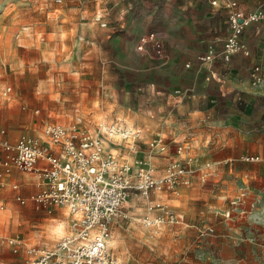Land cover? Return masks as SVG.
<instances>
[{
  "label": "crops",
  "instance_id": "obj_1",
  "mask_svg": "<svg viewBox=\"0 0 264 264\" xmlns=\"http://www.w3.org/2000/svg\"><path fill=\"white\" fill-rule=\"evenodd\" d=\"M126 1L128 8L118 10L111 28L122 32L110 39L116 60L125 42L136 44L146 30L164 31V40L150 51L146 76L150 81L146 93L158 116L155 135L160 134L170 146L187 143L189 154L211 165L205 182L195 176L189 186L152 199L168 205L167 194L174 195L169 197L174 203L181 190L188 188L185 220L171 207L182 218L175 225L188 226V264H264V223L256 219H264V84L256 80L264 74V24L244 29L243 49L229 61L217 58L201 63L199 57L209 49L219 51L228 35L225 0ZM235 1L244 12L264 7V0ZM256 67L259 72H254ZM176 89L186 93L176 95ZM22 116L27 119L28 114ZM0 130L5 132L0 137L11 143L17 140ZM35 137H43L42 132ZM208 137L211 142L205 148ZM197 143L200 147H193ZM243 155H258L260 161L244 162ZM0 182V201L10 196L14 201L16 196L27 199L40 189L33 173L16 170ZM243 184L248 194L230 207ZM222 196L227 198L222 201ZM228 209L231 213L226 218ZM208 226H213L214 234L200 236L199 231Z\"/></svg>",
  "mask_w": 264,
  "mask_h": 264
},
{
  "label": "rangeland",
  "instance_id": "obj_2",
  "mask_svg": "<svg viewBox=\"0 0 264 264\" xmlns=\"http://www.w3.org/2000/svg\"><path fill=\"white\" fill-rule=\"evenodd\" d=\"M126 3V0H64V4L60 5L56 0H0V85L4 86L3 91L11 88L8 95L19 101L12 108L7 102L0 106V129H5L12 139L22 134L40 136L46 124L74 126L93 139L95 133L90 130L97 125L115 129L120 126L129 132L140 129L146 137L154 136L158 116L154 103L146 93V84H150L146 76L149 73L148 61L152 60L151 52H137L135 42H125L124 50L116 60L115 49L110 43L112 35L120 36L122 33L111 28L115 27L114 16L118 10L128 8ZM58 7L63 8L66 14L61 19L68 21L64 28L69 31V38L65 41L68 45L66 50L57 48L53 66L42 63L41 54L36 49L17 48V37L24 27L31 26L34 33H44V43L49 44V49L59 45L58 40L49 42L52 26L47 20V13ZM69 8H77L78 11L71 14L68 13ZM97 13L101 14L100 20H96ZM21 59L25 62L23 75L19 68L15 71L12 68ZM49 69H52L50 73ZM42 80L44 88L50 91L44 92L43 99H37L35 90ZM140 86L144 90L138 91ZM53 92L59 93L60 102L49 98ZM36 109L37 112H33ZM23 114H28L27 119ZM113 121L117 123L113 124ZM99 130L96 128V131ZM113 141V147L120 145V156L116 157V162L121 161V157H127L121 162L133 163L142 157L143 151L148 150L143 144L131 150V143L120 144L115 138ZM178 143L173 142L169 152L155 151L154 155H150L156 173H160L172 160L174 146ZM187 191L188 188H184L176 196L180 207L175 206L177 201H170L169 197L174 195L167 194L169 200L166 201L184 220L183 210L188 206ZM133 198L127 204H134L135 207L124 205L122 212L129 215L137 212L139 215L135 219L141 221L144 208ZM0 202H3L0 209V264H27V246L52 248L66 235L64 232L48 231L54 228L53 217L70 220L65 208L37 207L32 202L21 205L11 196ZM154 232L162 234L156 237ZM12 238L19 241L17 246L8 243ZM108 240V253L116 262L188 264V226L185 224L157 230L120 217L113 222Z\"/></svg>",
  "mask_w": 264,
  "mask_h": 264
},
{
  "label": "built area",
  "instance_id": "obj_3",
  "mask_svg": "<svg viewBox=\"0 0 264 264\" xmlns=\"http://www.w3.org/2000/svg\"><path fill=\"white\" fill-rule=\"evenodd\" d=\"M225 8L228 35L222 41L219 51L209 49L199 57L201 63H212L217 58L229 61L243 49L240 37L244 29L254 23L264 24V7L244 12L235 0H225ZM163 40V30L146 31L138 38L135 49L138 52H150ZM254 72H259V68H254ZM256 80L264 84V74L257 75ZM184 93L186 90H174L176 95ZM109 130L115 131V128ZM125 132L135 141L131 144V150L140 144L146 145L148 150L143 151L142 157L133 163L124 162V167L111 172L108 168L116 161L104 152L97 151L94 139L74 126L47 124L42 131L43 137L22 134L13 143L0 137V178L14 170L33 173L40 186L39 191L27 199L16 196L15 200L19 204L32 202L37 207H63L66 210L69 204L87 206L82 214L78 209H73L77 214L70 216L72 228L54 247L27 246V264H117L108 253L105 239L109 238L113 222L120 217L125 218L122 207L133 197L143 205L141 223L144 227L160 230L182 222L179 214L166 203L153 200L152 196L176 192L180 187L189 186L195 176L200 182H205L210 164L201 163L197 157L189 154L190 146L181 143L174 147L172 160L160 173H156L150 155H154L155 151L169 152V142L160 134L145 140L140 129ZM4 133L0 130L1 136ZM241 160L259 162L260 157L243 155ZM248 192L249 188L243 184L238 200L231 201L230 207L240 204ZM107 208H114L116 214L104 218ZM224 213H228V216H224L229 218L231 210ZM101 232L105 239H101ZM214 232L213 226H208L201 229L199 234L206 236ZM8 243L17 246L19 241L12 238Z\"/></svg>",
  "mask_w": 264,
  "mask_h": 264
},
{
  "label": "clouds",
  "instance_id": "obj_4",
  "mask_svg": "<svg viewBox=\"0 0 264 264\" xmlns=\"http://www.w3.org/2000/svg\"><path fill=\"white\" fill-rule=\"evenodd\" d=\"M57 4L63 5L64 0H56ZM43 12V8L40 10ZM78 11L77 8H69L68 13L75 14ZM65 12L63 8H55L53 11L47 13V20L51 22L52 31L49 33V42L53 40H58L60 43L59 45L53 46L51 49H49V44L44 43V33L42 31L33 32V29L31 26H26L22 29L20 36L17 37V48H23L25 50H31L36 49L41 54V62L44 64H52L53 66L56 63V56H57V48H59L61 51L66 50L68 45L65 43V41L69 38V31H66L64 28V25L68 23L67 19H61L62 16H65ZM101 19V14L97 13L96 20ZM59 21V23H57ZM35 37V38H33ZM43 45V46H42ZM25 67V62L23 59L19 60L17 64H14L12 66L13 71H15L17 68L20 70V74L23 75ZM52 69H49V73ZM45 82L42 80L39 82V85L37 86L35 90V96L37 99H43V94L46 90L44 88ZM3 85H0V106H3L5 102H7L8 107L12 108L15 104H18L19 101L14 100L11 96L8 95L9 92L12 91L11 88H8L7 91H3ZM49 98L51 100H55L57 102H60V95L58 92H53L50 94ZM94 106H96L94 104ZM39 114V113H37ZM77 123H80V120H77ZM116 121H113V124H116ZM96 128H99V131H96ZM96 128L91 129L90 131L95 133L94 137V143H96L97 147L96 150L100 152H107L111 154V158L113 161H116V157L120 156V145H117L115 147L112 146L113 144V137L115 139H118L120 141V144L131 143L134 144L135 141L131 140L129 138V134L125 132V130L117 126L115 131H110L109 128H103L100 125H97ZM103 137V139H101ZM211 142V137H208L205 140L204 147L207 148L208 144ZM193 147H200L199 143L193 145ZM98 159H101L100 157H97ZM127 159V157H121V161ZM121 161H117L116 163L112 164L111 167L108 168V171H116L118 167H124L123 163ZM211 166V165H210ZM92 171V170H90ZM207 179V178H205ZM102 198V197H101ZM227 197H220V199L223 201ZM235 202V201H234ZM3 202H0V205H2ZM103 206V205H102ZM176 207H180L181 205L179 202H175ZM87 206L81 205L79 203L73 205L69 204L67 205V211L68 216H75L77 213L73 212V209H78L79 213L82 214ZM125 207L134 208V204H127L125 203ZM143 210L141 209L140 212ZM110 214H116L114 208H107L104 218H107ZM126 219H133L135 224L141 223L140 220L135 219L139 213L133 212L131 215L128 213H122ZM225 216H228V213H224ZM257 222L264 223V219L256 218ZM18 223V221H17ZM52 224L54 225V228L48 229V231H54L56 233L64 232L67 234L71 228L72 223L68 218L60 219L59 217H53L52 218ZM133 225H129V227H132ZM103 227V226H102ZM151 227V226H150ZM162 233L160 232H154L153 235L156 237H159ZM101 239H105L103 232H101ZM54 239V237H53ZM151 242V241H147ZM11 243H15V241H11ZM110 241L105 239V244H109ZM166 254V253H165ZM117 264H123L122 261L117 260Z\"/></svg>",
  "mask_w": 264,
  "mask_h": 264
},
{
  "label": "bare ground",
  "instance_id": "obj_5",
  "mask_svg": "<svg viewBox=\"0 0 264 264\" xmlns=\"http://www.w3.org/2000/svg\"><path fill=\"white\" fill-rule=\"evenodd\" d=\"M102 139V138H101ZM112 139H114V137L112 138ZM113 142H115V141H113ZM104 153H106V154H108L109 156H111V154L110 153H107V152H104ZM108 240V239H107ZM113 244V243H112Z\"/></svg>",
  "mask_w": 264,
  "mask_h": 264
}]
</instances>
